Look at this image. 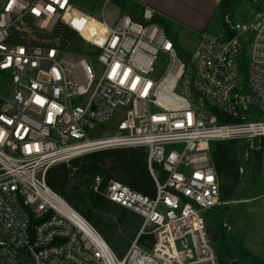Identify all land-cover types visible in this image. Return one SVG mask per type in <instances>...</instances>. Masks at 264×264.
Masks as SVG:
<instances>
[{
    "label": "built area",
    "instance_id": "built-area-1",
    "mask_svg": "<svg viewBox=\"0 0 264 264\" xmlns=\"http://www.w3.org/2000/svg\"><path fill=\"white\" fill-rule=\"evenodd\" d=\"M72 1L0 0V264H220L204 212L229 202L211 145L264 141V0L198 32L187 61L151 6L135 0L144 21L112 24L103 8L92 41L66 20ZM60 23L94 49L98 77L87 57L63 53ZM119 110L113 129L90 136ZM116 148L147 149L156 185L153 197L117 180L103 192L141 219L122 258L46 180L59 163Z\"/></svg>",
    "mask_w": 264,
    "mask_h": 264
},
{
    "label": "trees",
    "instance_id": "trees-1",
    "mask_svg": "<svg viewBox=\"0 0 264 264\" xmlns=\"http://www.w3.org/2000/svg\"><path fill=\"white\" fill-rule=\"evenodd\" d=\"M253 0H221L219 12L235 17L240 3ZM121 14H127L136 22H143L142 7L133 0H115ZM66 14V20H67ZM81 33L90 19L78 15L74 18ZM77 20V21H76ZM155 22L163 25L165 32L172 38L179 49V55L187 61L189 53L180 50L171 32L172 22L165 17L156 16ZM55 37L77 36L68 27L60 23L55 30ZM62 45H66L62 43ZM228 121H231L230 119ZM261 149L257 153L256 165L249 166L245 155L250 151L247 140H227L211 145V156L219 182L220 198L229 202L204 212V225L209 242L215 250L220 264H264V259L254 256L227 227L233 225L240 215L241 206L233 203L241 200L245 193V182L251 172L260 170ZM242 168V173L240 169ZM160 169V167H159ZM162 172V169H160ZM164 174V173H163ZM96 176L102 177L99 191L92 189ZM47 184L79 211L103 236L109 246L122 258L132 239L135 237L141 219L135 213L125 209L104 197L103 192L110 180H117L133 190L153 197L156 192L155 181L148 166V152L145 148H116L85 154L72 159L69 163H59L51 167L46 175ZM224 223H227L224 225Z\"/></svg>",
    "mask_w": 264,
    "mask_h": 264
},
{
    "label": "rangeland",
    "instance_id": "rangeland-1",
    "mask_svg": "<svg viewBox=\"0 0 264 264\" xmlns=\"http://www.w3.org/2000/svg\"><path fill=\"white\" fill-rule=\"evenodd\" d=\"M73 0L72 3L76 10L83 12L89 17L90 21L87 24L86 28L82 32V35L89 40L96 41L93 38L95 35L101 36L104 32L105 27L101 24L103 21L102 11L104 8V17L108 24H112L119 15V8L115 4V0ZM253 8V2H245L240 3L237 8V12L235 14V18L244 17L250 10ZM78 11H74V15L72 13H67V20L70 21L73 17L75 18L78 15L84 14L79 13ZM122 15V14H121ZM219 15L216 18L217 22H219ZM100 21V22H99ZM163 27V25H162ZM164 28V27H163ZM176 28V27H175ZM174 27L171 29L172 34L174 35V39L180 50H184L186 53H191L194 50V47L197 43L196 38L189 33L178 31ZM56 41L60 44L64 43L66 45H62L63 53L65 54H75L87 57L88 64L91 65L94 69V73L96 77H98L101 72V66L95 63L94 49L90 47L85 41H82L79 36H73L70 39L66 38L65 42L62 37H55ZM98 39H100L98 37ZM48 40L53 43V36H48ZM173 40V39H172ZM174 41V40H173ZM179 50V49H178ZM162 58V56H161ZM165 65L161 62L160 66L157 69V75H161ZM97 80V79H96ZM0 93H3L0 89ZM123 110L117 111V113L110 120V125L105 126L106 129L98 128L94 132H90L91 137L99 136L102 133H106L114 128V126L122 120L124 114ZM213 144V143H212ZM257 144H260L259 142ZM256 146V145H255ZM262 160L260 162V170L258 172H251L249 175H254L253 177H249V179L245 182V193L241 200L233 201L234 204L241 206V211L239 217H237L235 223L233 225L227 227V230L232 232V235L249 250H256V254L254 256L264 259V141L262 142ZM256 156L257 153L252 148L245 155V160L249 161V166L256 165ZM240 173H242V168L240 169ZM165 175L160 174V179L162 182L165 181ZM257 188V191L260 195H262L261 199L257 202H247L251 197L249 192V188ZM255 194V193H254ZM257 194V193H256ZM227 223H224L226 225ZM249 247V248H248ZM257 247V248H255ZM113 250V249H112ZM116 254V252L114 251ZM117 255V254H116Z\"/></svg>",
    "mask_w": 264,
    "mask_h": 264
},
{
    "label": "crops",
    "instance_id": "crops-1",
    "mask_svg": "<svg viewBox=\"0 0 264 264\" xmlns=\"http://www.w3.org/2000/svg\"><path fill=\"white\" fill-rule=\"evenodd\" d=\"M135 1V0H133ZM142 5H148L158 11L162 17L172 22V28L192 34L197 41V33L201 31L216 32L221 26L219 4L221 0H136ZM119 8V7H118ZM119 15L121 9L119 8ZM219 15V22L217 17ZM116 21V20H115ZM114 21V22H115ZM251 197L247 202H257L261 199L257 188H249ZM255 193V194H254ZM257 193V194H256ZM249 248V247H248ZM257 248V247H255ZM249 251L256 254V250Z\"/></svg>",
    "mask_w": 264,
    "mask_h": 264
}]
</instances>
